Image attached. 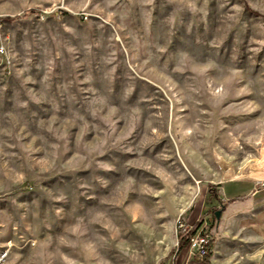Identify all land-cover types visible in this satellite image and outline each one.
<instances>
[{
    "label": "rangeland",
    "instance_id": "rangeland-1",
    "mask_svg": "<svg viewBox=\"0 0 264 264\" xmlns=\"http://www.w3.org/2000/svg\"><path fill=\"white\" fill-rule=\"evenodd\" d=\"M202 218L264 264V0H0L4 264H169Z\"/></svg>",
    "mask_w": 264,
    "mask_h": 264
},
{
    "label": "built area",
    "instance_id": "built-area-1",
    "mask_svg": "<svg viewBox=\"0 0 264 264\" xmlns=\"http://www.w3.org/2000/svg\"><path fill=\"white\" fill-rule=\"evenodd\" d=\"M1 52L4 53L3 48L1 49ZM198 221V226H196L195 229L194 227H190L187 231L188 234L193 232L192 235L186 238L188 242V259L189 261L195 259L201 262H205L211 253V244L209 236L206 234L208 222L205 218H202ZM7 254L8 253L6 250H0V264H4ZM189 261L185 264H189Z\"/></svg>",
    "mask_w": 264,
    "mask_h": 264
},
{
    "label": "crops",
    "instance_id": "crops-1",
    "mask_svg": "<svg viewBox=\"0 0 264 264\" xmlns=\"http://www.w3.org/2000/svg\"><path fill=\"white\" fill-rule=\"evenodd\" d=\"M230 182L241 183V184H243L244 186H246L248 188V193H246L244 195H237L236 197L233 198V197H231L232 195H230V196L226 195L225 187H222V189L224 190V193H225V196H226L227 200L230 201V202L234 201L236 203H239V202H241V201H243L245 199L250 198L251 196L257 195V193L259 192L254 184H251V183H248V182H241V181H230ZM237 198H244V199L243 200H241V199L239 200ZM180 256H181V250L177 249L173 260L169 264H178V259L180 258ZM185 263H182V264H185ZM204 263L205 264H209L208 262L207 263L204 262ZM189 264H190V262H189Z\"/></svg>",
    "mask_w": 264,
    "mask_h": 264
},
{
    "label": "trees",
    "instance_id": "trees-1",
    "mask_svg": "<svg viewBox=\"0 0 264 264\" xmlns=\"http://www.w3.org/2000/svg\"><path fill=\"white\" fill-rule=\"evenodd\" d=\"M237 199H241V200H243L244 198H237ZM187 244H188V242H187V239H185V238H181L180 240H179V243H178V250H182V249H184L186 246H187Z\"/></svg>",
    "mask_w": 264,
    "mask_h": 264
},
{
    "label": "water",
    "instance_id": "water-1",
    "mask_svg": "<svg viewBox=\"0 0 264 264\" xmlns=\"http://www.w3.org/2000/svg\"><path fill=\"white\" fill-rule=\"evenodd\" d=\"M217 218L219 219V213L216 214Z\"/></svg>",
    "mask_w": 264,
    "mask_h": 264
}]
</instances>
